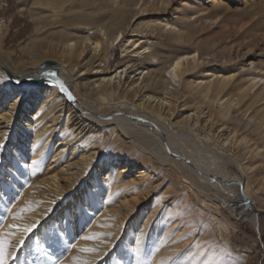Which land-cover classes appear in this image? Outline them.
Instances as JSON below:
<instances>
[{"label":"rangeland","instance_id":"rangeland-1","mask_svg":"<svg viewBox=\"0 0 264 264\" xmlns=\"http://www.w3.org/2000/svg\"><path fill=\"white\" fill-rule=\"evenodd\" d=\"M49 1L53 0H0V55L14 66L22 63L31 70L32 62L48 50L45 40L53 38L57 43L63 34L80 40L89 28L95 27H104L112 39L120 28L124 39L110 50L109 66L103 72L104 64H100L99 57L87 75L80 72L94 56L91 44L83 58L64 66L76 69L74 75L78 82H88L91 88L100 90L103 77H114V70L125 61L130 68L109 86L117 89L116 99L128 94L129 99L125 100L128 104L131 96H136L133 106L148 98L143 87L148 73L157 69V75L161 73L157 80L163 84L159 91L167 94L163 102L165 112L171 110L172 119L194 117L197 108L201 109L200 123L193 128V133L185 135L188 142L202 151L222 156L225 161L237 160L228 166L231 172L228 176L247 177L255 187L260 231L240 216L216 210L197 193L192 183L179 178L167 163L154 155L119 176L120 188L107 199L109 189L99 185L108 180H105L108 172L112 171L115 176L119 166V163L103 164L112 163L114 140L118 139L112 126L101 128L100 135L95 134L99 144L93 149L97 155L93 168L83 164L80 150L73 153L71 147L61 155L65 163L60 169L42 163V169L47 172L40 180H49L54 174L64 190L63 196H55L48 187L37 185L39 181L31 172L28 153L34 130L19 124L13 133L0 124V232L9 231L11 213L29 189L40 190L35 192L41 196V202L30 203L31 210L24 212L19 220L25 222L27 215L47 208L36 220L38 229L26 238V247L17 252L19 258L15 264H56V261L73 264L76 259L92 264H264V95L261 94L264 0H165L163 4H157V0H72V3L66 0L59 7L62 11L54 12L42 5ZM212 1L223 6L213 7ZM117 11L122 12V21L113 17ZM124 45L130 47L128 53H124ZM144 48L149 51L138 57L136 52ZM185 51L195 52L185 57L181 72L167 71L170 59ZM153 53L159 59H151ZM194 55L197 57L193 58ZM43 61V65L48 61L59 65L55 60ZM229 77L233 78L219 100L213 101L210 97L203 100L204 88L209 83L218 84ZM20 90L23 95L24 89ZM29 99L25 95L22 103H29ZM159 99L156 104L163 101ZM40 102L41 98L36 101L37 105ZM226 109L222 119L220 112ZM64 115L56 127L57 137L48 144L51 155L66 149V145H59L60 135L66 137L71 130L77 134L81 125L72 119L65 130L68 113ZM207 121L212 126L203 130L202 125ZM89 129L85 131L86 136L91 134ZM123 146L125 150H132L129 145ZM18 157L25 162L18 161ZM124 157L123 154L118 160ZM141 172H145L141 185L132 182ZM94 180L98 184L92 188ZM73 182L76 186L70 189L69 184ZM219 202L224 203L221 199ZM21 209L25 208H20L18 213ZM112 209H119L118 216L105 215ZM77 219L79 230L75 232L73 226ZM98 221L106 225L100 237L89 233ZM82 238L90 245L95 243V255L81 251ZM160 244L168 246L172 255L160 256Z\"/></svg>","mask_w":264,"mask_h":264},{"label":"bare ground","instance_id":"bare-ground-1","mask_svg":"<svg viewBox=\"0 0 264 264\" xmlns=\"http://www.w3.org/2000/svg\"><path fill=\"white\" fill-rule=\"evenodd\" d=\"M164 2L165 0H157V4H163ZM43 3L42 5L51 8L54 12L63 7L66 0L61 1V3L59 1L55 2L54 0ZM211 3H213V7L223 6V3H217L215 1ZM142 11L144 12V10H139V12ZM59 14L60 13H58V15ZM121 15L122 12L117 11L113 14V17L116 20H120ZM104 29V27L101 29H96V27L89 28L88 30L86 29V34L80 40L72 39L70 36L63 33V35L59 36L61 40H59V42L57 41V43H54L55 41H53V38L52 41L45 40V46H47L48 50L43 57L37 58L32 62L31 70L26 68L22 63H19L18 66H14L8 58L6 59L0 55V124L5 125L6 129L13 130V133L15 132L14 129L19 124H22V127H30V129L34 130L35 136L29 148L28 160L31 162V172L34 178L39 181L37 185L48 187L49 190H51L50 192L55 194V196H63L64 190L58 184L56 175H51L49 180L46 178L40 180L41 177H45L42 176V174H46L47 172L45 168L42 169V163L46 162L47 167L55 165L54 168L60 169L65 163L61 155L64 154L67 147H71L73 148V153L77 149L80 150L79 154L83 159V164L86 163L89 168H93L97 161V155L93 149L99 144L97 139L98 136L96 137L95 134L98 132L100 135L103 132L101 128L112 126L116 133V138L122 139L123 142L118 141V139H116V141L114 140L112 163L103 162V164H111L110 166L114 163H119L118 168H116L115 176L110 173L112 171L108 172L105 179L108 180H104L105 182H101L99 185V187L104 189L107 187L109 189V196L107 199H110L113 192L120 188L121 180L117 179L119 176L129 173L130 170L143 163V159H152L154 155L157 160L167 163L179 178H186L187 181L192 183L197 193L205 198V200H208L216 210H226L232 215L235 214L238 217L244 218L245 221L259 232L260 222L259 211L257 210L259 206L256 199L257 191L255 187H253L249 179L245 177L246 175L244 179L238 176H228L229 173L231 174V172L228 171V166L237 162V160L225 161L222 156L202 151L188 142L185 135L193 133L195 131L193 128L200 123L201 109L200 107L197 108V112L195 113L196 117L186 116L172 119V116L169 115L171 110H168V113L165 112L166 108L163 102L167 100V94L159 91L163 84L161 80H157V77L159 75L161 76V73L157 75V69L148 73L149 78L143 87L144 93L147 94L148 98L145 102L133 106L134 97L136 96H131L130 104H128L125 101L129 99L128 94H124L116 99L114 98V93H116L117 89L109 86L114 78L125 73L130 68V65L125 61L121 62L120 66H117L114 70V77L108 79L107 77H103L104 79L100 82V90L98 88H91V84H88V82L84 84L78 82L74 75L76 69L74 67L64 66L66 64L78 62L83 58L85 53L90 49L89 44H91L94 46V56L90 58L87 65H83L80 72H83V75H87L88 72L92 71L94 68L91 67L98 57L101 61L100 64H104V69L101 71L103 72L109 66L110 50L115 44L121 43L124 39L123 32L120 31V28H117L119 32L117 31L112 39H109L107 31ZM177 36H179L180 39L182 38L180 31L177 32ZM134 45L135 43L132 44V47ZM123 47L124 53H128L130 47L126 45ZM147 51H149V49L144 48L136 52V54L138 57H142ZM187 52L178 54L170 59L168 62L170 66L167 71L171 70V73H180L185 57L193 54L195 51H190V53L189 51ZM96 54H98V56H96ZM196 57L197 55H194L193 58ZM150 58L154 60L159 59L156 53L151 54ZM42 59L58 61L59 65L44 66V61ZM77 66H80V64H77ZM47 72H54L57 74V79L62 81L69 89L72 99L69 98L68 94L61 92L58 87L53 86L51 81L45 76ZM232 78L233 77L226 78L218 84L209 83L204 88L203 100L209 97L213 98V101L219 100ZM165 87V91L167 92L168 85ZM21 88L25 91H23V95H21ZM27 94L30 96L29 103L23 104L22 99ZM261 94L264 95V87L261 89ZM39 98H41V102L37 105L36 101L38 102ZM157 98H160L159 101H163L156 104ZM152 100H154V102H151ZM65 112L68 113L64 127L65 130L70 127L69 125L72 119H75V121H78L77 124L81 125L78 127L77 134L76 132L74 134L71 133L73 131L71 130L69 133L67 132L68 135L66 137L64 134L60 135L59 139L61 142H59V145H66V149L61 150L57 155H55V152L53 156L49 152L48 144L57 137L56 132L58 130H56V127ZM226 114L227 109L220 112L219 116L223 119ZM161 118H164V120H161ZM21 120L23 121L21 122ZM262 124H264V117L262 118ZM210 125L211 123L209 121L205 122L204 127L202 125L203 130L205 128L209 129ZM88 127H90L92 131L90 135L86 136L85 131ZM12 136L14 135L12 134ZM44 141H47L46 145L43 144ZM240 142H242V140ZM123 145H129L132 150H125ZM136 152H140V154ZM123 154L125 156L124 159L121 161L118 160ZM17 159L18 161L25 162L22 157H18ZM60 172L62 173L64 170ZM144 174L145 172H141V175L135 176L132 182L136 184L142 183ZM77 184H79V181ZM96 184H98V181L94 180L91 187H95ZM75 186L76 183L74 182L69 184L70 189ZM35 191L39 192L40 190L33 187L23 195L24 198L22 201L13 209L7 227L13 224L34 223L37 219L42 217V214L45 213L47 209L46 207H43V212L38 210L39 212L37 213L27 215L25 222L12 218L14 215L18 214L20 208H28L30 203L33 205L40 204L41 196H38V193ZM218 199L219 201L221 199L224 203L222 202L223 204H221ZM107 214L109 216H112V214L118 216L119 209L109 210L105 215ZM73 227L75 232L79 230L78 219L75 221ZM105 227V224L98 221L89 229V233L96 234L100 237L103 233L102 229ZM15 238L17 239L18 237ZM94 244L95 243L92 242L90 245V242H86L84 238L80 240V247L82 249L95 248ZM160 247L162 250L159 254L160 256H170L171 253L168 246L160 244ZM87 254L95 255V253ZM98 257L99 256L96 255V258ZM157 261L158 259L155 263Z\"/></svg>","mask_w":264,"mask_h":264},{"label":"snow or ice","instance_id":"snow-or-ice-1","mask_svg":"<svg viewBox=\"0 0 264 264\" xmlns=\"http://www.w3.org/2000/svg\"><path fill=\"white\" fill-rule=\"evenodd\" d=\"M45 76L48 80L51 81L53 86L59 88L61 92L68 94L69 98L72 99L71 93L69 89L65 86V84L57 79V74L54 72H47ZM31 206L29 208L21 209V212L14 215L12 218L14 220L21 219L22 214L26 211H30ZM39 221L34 223H26V224H13L9 226V231L0 232V264H15L18 260L17 252L23 250L26 247V238L31 237V235L38 229ZM18 237L13 243V238ZM95 237H86V239H94ZM51 246V245H50ZM82 252L87 253H96L97 250L95 248H85L81 249ZM49 260L52 259V256L48 253H45ZM56 264H63V261H56ZM73 264H92L91 261L88 260H74Z\"/></svg>","mask_w":264,"mask_h":264},{"label":"water","instance_id":"water-1","mask_svg":"<svg viewBox=\"0 0 264 264\" xmlns=\"http://www.w3.org/2000/svg\"><path fill=\"white\" fill-rule=\"evenodd\" d=\"M51 66V65H56V63L55 62H52V61H48V62H46L45 64H44V66Z\"/></svg>","mask_w":264,"mask_h":264}]
</instances>
